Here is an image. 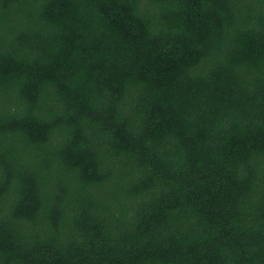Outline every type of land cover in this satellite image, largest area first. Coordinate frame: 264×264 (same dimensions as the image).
Wrapping results in <instances>:
<instances>
[{
    "label": "trees",
    "instance_id": "obj_1",
    "mask_svg": "<svg viewBox=\"0 0 264 264\" xmlns=\"http://www.w3.org/2000/svg\"><path fill=\"white\" fill-rule=\"evenodd\" d=\"M0 264H264V0H0Z\"/></svg>",
    "mask_w": 264,
    "mask_h": 264
}]
</instances>
